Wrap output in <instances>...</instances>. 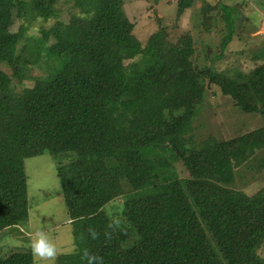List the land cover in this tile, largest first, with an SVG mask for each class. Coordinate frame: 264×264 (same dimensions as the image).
I'll list each match as a JSON object with an SVG mask.
<instances>
[{"label": "trees", "instance_id": "16d2710c", "mask_svg": "<svg viewBox=\"0 0 264 264\" xmlns=\"http://www.w3.org/2000/svg\"><path fill=\"white\" fill-rule=\"evenodd\" d=\"M194 2L178 0L177 17ZM219 2L195 12L204 33H226L200 65L195 38L172 43L159 17L142 45L123 0H0V253L4 230L28 222L23 161L47 153L74 244L55 264H264V187L236 189L238 169L264 171V55L213 69L237 21ZM223 97L263 124L212 121ZM0 264H34L30 244Z\"/></svg>", "mask_w": 264, "mask_h": 264}, {"label": "rangeland", "instance_id": "374dc122", "mask_svg": "<svg viewBox=\"0 0 264 264\" xmlns=\"http://www.w3.org/2000/svg\"><path fill=\"white\" fill-rule=\"evenodd\" d=\"M123 1L124 14L130 21L134 22L132 33L142 45L146 43L153 33L159 30L156 22V18L159 17L161 18L162 26L167 30L168 39L172 43H175L184 34H191L195 38V46L199 51V54H197L199 56L198 63L200 65L204 63L203 58L207 50L216 51L219 42L226 33L224 32V26L220 24L222 22L216 23L215 28L218 27L213 33H204L202 29L197 28L198 17L196 18L195 12L198 13L200 6L204 2L214 5L220 1L219 3L223 8L227 9L226 7H230L228 11L231 13L228 15L233 16L237 21L232 34V41L229 43L222 60L217 61L213 69L220 72L229 66L235 65L234 60L237 52L242 49L245 50L246 54L251 50V54L258 52L264 55V0H195L196 2L179 17L176 14L178 0ZM60 5L64 6V4ZM50 23L51 21L47 23V26ZM40 24V21H34L27 28L25 35L39 36ZM34 71L37 75L44 74V71L37 67ZM28 73L31 74L30 70ZM25 89V87H18L19 91ZM220 100L219 103L216 102V105L212 104L216 110L211 112V118L214 113L217 116L212 121H216L219 118L222 121L230 120L236 129H240L243 132L253 130L263 124L262 119L257 115L251 116L239 111L232 105L228 97H223ZM223 134L231 136L233 133L230 129H226ZM55 167V160L47 153L27 158L23 161L27 200L29 205L32 206L28 211V222L16 228L4 230L6 245L0 255L6 254L10 249L28 247L29 244L32 250L33 242L36 240L38 233L44 235L47 243L54 249V255L48 256L45 252V255L39 256L32 250L34 264H55L56 255L73 251L72 226L69 223L63 203ZM238 171L241 176L238 174L236 178L244 180L245 183L238 182L237 190L251 196L264 187V171L253 174H247L244 169H238ZM134 195V192L122 193L103 207L104 212L109 217H115L116 214L121 212L123 203ZM35 204L37 205L33 206ZM130 234L131 240L138 237L133 229ZM258 255L264 257V244L259 249Z\"/></svg>", "mask_w": 264, "mask_h": 264}, {"label": "clouds", "instance_id": "9594fccd", "mask_svg": "<svg viewBox=\"0 0 264 264\" xmlns=\"http://www.w3.org/2000/svg\"><path fill=\"white\" fill-rule=\"evenodd\" d=\"M32 250L39 256L45 255V252L48 256L54 255V249L49 243H47L46 238L42 233L37 234V238L32 245Z\"/></svg>", "mask_w": 264, "mask_h": 264}]
</instances>
